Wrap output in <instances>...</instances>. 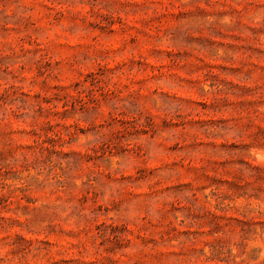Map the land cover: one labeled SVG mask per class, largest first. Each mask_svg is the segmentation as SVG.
Listing matches in <instances>:
<instances>
[{"label":"rangeland","instance_id":"374dc122","mask_svg":"<svg viewBox=\"0 0 264 264\" xmlns=\"http://www.w3.org/2000/svg\"><path fill=\"white\" fill-rule=\"evenodd\" d=\"M0 264H264V0H0Z\"/></svg>","mask_w":264,"mask_h":264}]
</instances>
